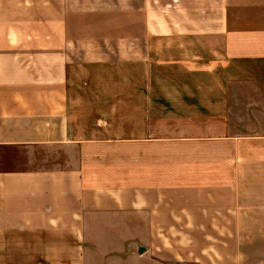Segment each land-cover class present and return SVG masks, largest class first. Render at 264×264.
I'll return each mask as SVG.
<instances>
[{"label":"crops","instance_id":"obj_1","mask_svg":"<svg viewBox=\"0 0 264 264\" xmlns=\"http://www.w3.org/2000/svg\"><path fill=\"white\" fill-rule=\"evenodd\" d=\"M21 252L264 264V0H0V264Z\"/></svg>","mask_w":264,"mask_h":264},{"label":"rangeland","instance_id":"obj_2","mask_svg":"<svg viewBox=\"0 0 264 264\" xmlns=\"http://www.w3.org/2000/svg\"><path fill=\"white\" fill-rule=\"evenodd\" d=\"M40 253L36 254V257L39 255ZM35 257V259H31L30 256H28V253L26 252H21V259H20V264H60L59 260L57 259H53V260H41V259H37ZM71 262L72 264H75V260H68V262ZM71 263H61V264H71Z\"/></svg>","mask_w":264,"mask_h":264}]
</instances>
